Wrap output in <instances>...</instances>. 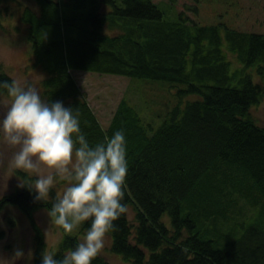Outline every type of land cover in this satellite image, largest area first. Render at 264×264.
<instances>
[{
    "label": "trees",
    "instance_id": "trees-1",
    "mask_svg": "<svg viewBox=\"0 0 264 264\" xmlns=\"http://www.w3.org/2000/svg\"><path fill=\"white\" fill-rule=\"evenodd\" d=\"M9 1L18 3L28 65L46 74L44 100L78 108L90 146L125 131L128 212L108 233L107 251L125 264H264V126L251 112L264 100V32H231L232 49L241 52L233 68L229 57L219 58L226 57L219 47L207 48L187 27L164 21L153 0H34L35 6L0 0V25L11 15ZM75 71L161 80L175 102L155 123L123 98L103 125ZM11 79L0 63V80ZM15 175L0 213L17 208L29 219L34 263L41 264L47 243L37 210L50 209L71 182L59 180L45 201L19 186L26 173ZM6 215L0 242L17 223ZM89 226L61 229L56 258ZM92 264L111 263L99 253Z\"/></svg>",
    "mask_w": 264,
    "mask_h": 264
},
{
    "label": "clouds",
    "instance_id": "clouds-1",
    "mask_svg": "<svg viewBox=\"0 0 264 264\" xmlns=\"http://www.w3.org/2000/svg\"><path fill=\"white\" fill-rule=\"evenodd\" d=\"M0 136L14 149L8 167L27 174L19 186L34 190L37 200H48L56 178L71 182L46 209L51 228L70 234L90 222L84 237L61 258L46 247L41 264H92L107 234L117 230L115 222L128 212L123 203L128 175L125 131L117 130L90 146L78 108L48 102L36 86L11 79L0 80ZM24 255L16 249L13 258ZM0 264H7L3 256Z\"/></svg>",
    "mask_w": 264,
    "mask_h": 264
},
{
    "label": "rangeland",
    "instance_id": "rangeland-1",
    "mask_svg": "<svg viewBox=\"0 0 264 264\" xmlns=\"http://www.w3.org/2000/svg\"><path fill=\"white\" fill-rule=\"evenodd\" d=\"M21 5L35 6L34 0H18ZM163 12L164 21L176 23L179 27H187L189 33L206 44L207 48L219 47L226 57L232 61V67H239L241 52L232 49L237 46V41L232 37V31L264 32V0H153ZM8 11L11 13L6 19H2L0 25V63L4 71L13 79L22 84L30 83L36 86L43 98L41 81L45 73L33 69L28 65L26 52L30 49L26 43L25 31L19 20L17 11L18 3L9 1ZM176 26V27H177ZM236 55H235V54ZM237 56V57H236ZM254 71V69H253ZM82 91L86 95L90 106L103 125H108L114 111L123 98L133 103L142 111L145 119L157 122L160 112L163 116L168 108L175 102L167 83L161 80L141 81L139 78H129L115 74H101L87 71L74 72ZM146 80V79H145ZM148 80V79H147ZM251 112L258 123L264 126V100L252 107ZM14 149L7 146L0 136V197L9 194L18 180L15 169L8 167ZM35 175V174H33ZM35 179V177H33ZM56 178V182H59ZM56 187V186H55ZM68 187L64 185L58 191L61 195ZM47 208L38 214L37 220L44 230L45 240L49 251H52L60 239L62 231L50 225ZM11 212L17 223L14 228L6 233L5 239L0 242V256L7 260V264H35L33 249L35 240L29 219L23 216L17 208H6L0 213V224L7 228L6 214ZM5 216V217H4ZM51 228V229H50ZM48 232L46 236V232ZM84 236L81 235V239ZM4 241V242H3ZM3 243L8 246L3 248ZM111 243V237L107 234L105 246L101 254L111 264H125L120 256L107 251ZM21 249L25 253L21 259L13 258L14 251ZM6 250V251H5ZM33 251V252H32ZM31 253V256H29ZM128 264V263H126Z\"/></svg>",
    "mask_w": 264,
    "mask_h": 264
}]
</instances>
